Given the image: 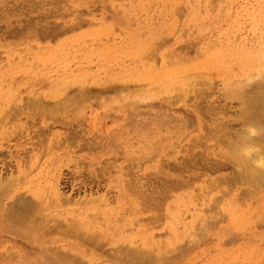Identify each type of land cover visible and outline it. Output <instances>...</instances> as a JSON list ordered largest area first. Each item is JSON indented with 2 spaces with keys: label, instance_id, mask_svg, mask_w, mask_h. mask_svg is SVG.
<instances>
[{
  "label": "rangeland",
  "instance_id": "obj_1",
  "mask_svg": "<svg viewBox=\"0 0 264 264\" xmlns=\"http://www.w3.org/2000/svg\"><path fill=\"white\" fill-rule=\"evenodd\" d=\"M241 133L264 0H0V264H264Z\"/></svg>",
  "mask_w": 264,
  "mask_h": 264
},
{
  "label": "bare ground",
  "instance_id": "obj_2",
  "mask_svg": "<svg viewBox=\"0 0 264 264\" xmlns=\"http://www.w3.org/2000/svg\"><path fill=\"white\" fill-rule=\"evenodd\" d=\"M244 105H245V101H244ZM244 105H243V106H244ZM242 108L245 109L246 107H242ZM243 115H244V114H243ZM243 115H242V116H243ZM242 116H240V117H242ZM243 118H244V117H243ZM242 122H243V121H242ZM244 123H245V122H244ZM247 124H248V122H247ZM250 124H251V123L249 122V125H248V126H251ZM248 126L246 125L245 129H246ZM252 129H254V128L249 127L248 131H247V129H246V132H247L246 135H247L248 138H249L250 135H252V134H250L251 131H252V133L255 131V130L253 131ZM241 134H242V133H241ZM241 134H240V135H241ZM243 134H244V136H243V138H242V142L246 141V139L244 138V137H245V133H243ZM243 134H242V135H243ZM249 134H250V135H249ZM253 135H254V134H253ZM248 138H247V139H248ZM250 141H252V140L250 139ZM246 142H247V141H246ZM256 142H257V141H256ZM239 143H241V142H239ZM247 143H248V145H246L245 142L243 143V145H244V146L246 145V146H245V147L243 146L242 149H243L247 154L250 155V154L252 153V150L250 151L249 148L252 147V143H251V145L249 144V142H247ZM238 145H239V144H238ZM239 146H240V145H239ZM241 146H242V144H241ZM239 149H241V147H239ZM251 149H252V148H251ZM236 150H237V149H236ZM260 153H261V152L259 151V149H257L256 151L254 150V152H253L251 155H252V156L255 155V156H253V157L255 158V159H254V162H257V161H258V162H260V163L263 165V164H264V160H263V158L261 159L262 155H260ZM243 156H244V155H243ZM244 157H245V156H244ZM244 157L241 156L240 158L242 159V158H244ZM253 157H251V156H250V157H245V161L250 165V167L252 166V165H251V161H252ZM249 160H250V161H249ZM243 161H244V160H243ZM249 165H248V166H249ZM252 168H253V167H252Z\"/></svg>",
  "mask_w": 264,
  "mask_h": 264
}]
</instances>
